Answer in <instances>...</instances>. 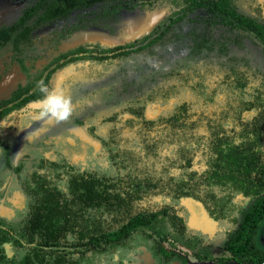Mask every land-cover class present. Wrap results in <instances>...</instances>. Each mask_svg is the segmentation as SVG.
Masks as SVG:
<instances>
[{"label":"trees","instance_id":"trees-1","mask_svg":"<svg viewBox=\"0 0 264 264\" xmlns=\"http://www.w3.org/2000/svg\"><path fill=\"white\" fill-rule=\"evenodd\" d=\"M239 1L34 0L13 24L0 27V59L11 45L26 83H19L9 99L0 102L1 120L14 108L39 100L37 81L48 71L43 79L47 85L57 69L50 63L40 75H31L37 56H28L27 63L23 55L34 50L38 29L70 19L103 22V28L114 24L113 29L124 11L161 8L171 11L162 26L173 17V24L190 25L187 32L182 28L172 32V37L190 43V54L171 71L169 89L178 96L181 109L173 112L177 117L155 123L152 137L150 127L135 129L143 143L141 154H126L120 144L110 148L111 163L118 165L108 172L98 168L42 172L35 167L26 172V212L0 218V264H122L139 243L149 245L162 264H169L182 258L160 243L171 232L187 248L198 243L186 230L185 219L171 207L185 196L201 200L224 226L221 244L231 262L264 264V248L259 246H264V71L254 60L247 63L227 55L231 42L243 46L236 37L244 34L264 53V17L259 11L238 10ZM248 64L256 67L250 75L239 69ZM218 73L219 80L211 84L204 80ZM215 106L218 111H212ZM243 116L245 123L240 121ZM226 119L231 121L228 127L222 121ZM202 125L207 127L205 134L199 133ZM1 140L0 146L7 149ZM131 164L140 165L135 169ZM238 193L250 200L236 216L232 200ZM192 250L202 253L203 259L211 258L206 250Z\"/></svg>","mask_w":264,"mask_h":264},{"label":"flooded vegetation","instance_id":"flooded-vegetation-1","mask_svg":"<svg viewBox=\"0 0 264 264\" xmlns=\"http://www.w3.org/2000/svg\"><path fill=\"white\" fill-rule=\"evenodd\" d=\"M235 5L240 11L247 10L251 13L259 11L264 17L263 7L259 0H241ZM170 12L167 8L152 11L138 9L124 11L121 20L115 24L113 29L114 24L111 28H103L105 24L103 22L95 24L90 19H70L58 25H52L51 28L37 30L45 31V33L38 35V41H34V50L29 52L30 55H23V58L28 63V56L30 59L37 56L33 59L34 68H32L31 75L36 73L40 75L43 68L50 63V68L57 67L47 85L52 88L59 84L64 93L72 98L74 112L66 123L54 124L46 119L41 123L38 121V118L41 119L38 112L40 109L34 107L30 109V104L38 101L34 100L19 108H14L2 117L0 124L2 120L15 112H18L15 115L20 119L9 118L12 128H8L11 131L7 132L8 129L0 131L1 143L7 145V149L0 146V205L13 208L11 214L26 212L27 196L23 188V179L26 172L30 173L34 167L42 172L45 169L65 168L80 171L98 168L102 172L113 170L118 164L111 163L108 151L110 148L120 144L121 149L127 150L126 154L133 156L141 154L143 143L135 133V129L139 125L146 129L150 127L152 137L155 123H166L177 117L173 112H179L181 109L177 108L178 96L171 93L169 89L171 71L173 65L190 54V43L184 39L172 37V32L180 33V28L187 32L190 25L181 22L173 24L171 23L175 18L173 17L162 26ZM139 13H155L158 18L145 28L147 30L141 29L137 35L131 36L130 17L132 14L138 18L139 24H146L142 23ZM123 15L128 22V29L120 34L122 21H124ZM199 24L202 22L196 25L198 33L202 30ZM101 29L118 35L120 41L105 44L99 38L84 39L86 32L99 33ZM79 33H82V39L76 44L64 45L72 36ZM236 39L243 46L239 47L235 42H231L227 55H236L247 63L254 60L255 63L261 65L260 71H264L262 49L252 43L249 35H239ZM45 48L49 52L42 50ZM213 53L212 51L211 56ZM218 53L220 54V51ZM37 61L40 64H37ZM2 66L7 69L0 74V102L9 99L19 83L26 85L25 77L12 55L9 58L0 59V67ZM239 67L240 71L246 75L256 70V67H251L250 64ZM217 70L218 68L215 69V73ZM200 71L203 73L205 69H200ZM180 72H183V69ZM47 73L48 71L43 72L41 79H44ZM220 78L219 73L215 76H204V80L210 84ZM221 97L219 93L216 99L219 100ZM212 111H218V107L215 106ZM243 117L240 121L245 123L246 117ZM222 121L227 122L226 127L231 122L228 119ZM198 130L200 134L207 133L206 125L200 126ZM116 138L118 143H114ZM129 142H131L130 145ZM169 151L171 150H165L167 153ZM30 161L33 163L30 164ZM121 165L130 166L129 164ZM138 165L140 164H135L133 168L137 169ZM17 168L19 170L15 172ZM10 196H14L17 200L13 202ZM189 199L199 202L201 208L187 205L186 200ZM249 200L250 198L242 193L236 194L232 200L233 204L237 205L236 209H233V214L236 216L240 214L239 209L246 208ZM155 201L169 203L171 199L162 201L160 198H155ZM171 207L176 214L185 219L186 230L196 235L195 239L198 243L194 241L195 249L206 250L211 254L210 250L218 248L221 253L211 254V258L205 259L202 258V253L193 254V259L180 254L182 258L173 259L169 264H235L230 261V256L222 249L223 237L221 235L225 231L224 226L210 215L201 200L190 196L180 197L178 203L172 204ZM1 217L12 218V216L0 214ZM163 227L166 230V227ZM218 238H222L221 242L217 241ZM163 242L165 240L160 243L166 250H174L167 249ZM181 244L185 249H193V247H185L182 242ZM122 264L162 263L154 256L149 245L139 243L127 254Z\"/></svg>","mask_w":264,"mask_h":264},{"label":"rangeland","instance_id":"rangeland-1","mask_svg":"<svg viewBox=\"0 0 264 264\" xmlns=\"http://www.w3.org/2000/svg\"><path fill=\"white\" fill-rule=\"evenodd\" d=\"M32 1H34V0H0V27L8 26V25L13 24L19 18V16L21 15L23 8L25 6H27V4L29 2H32ZM259 2L261 3V5L263 7V13H264V0H259ZM122 18L124 19V21H122V27H121L120 34H123L128 29V22L126 21L125 16L123 15ZM44 33H45V31H42V32L41 31H36L35 40L38 41V39H39L38 35L40 36V34H44ZM12 50L13 49H12L11 45H7L5 47V49L1 52L2 58L11 57ZM42 50L44 52H49V50L47 48H45V50L44 49H42ZM36 63L40 64L39 61H37ZM6 69L7 68H5L4 66L0 67V74L5 72ZM30 106H31L30 109H32L33 107L34 108H39L37 103L30 104ZM38 112H40V110H38ZM17 113L16 112L12 113L6 119L2 120V122L0 124V131L3 132L4 129H8L7 132L11 131L10 129L12 128V122L10 121L9 118H15L17 120L20 119L19 116L15 115ZM13 123L15 124V121H13ZM8 127H10V129ZM128 144L130 145L131 142H129ZM10 197H11L13 202H15L17 200V198H14V196H10ZM5 199H9V197H5ZM16 203H18V202H16ZM12 210H13V208H11L9 206L5 207L4 205H0V214L3 215V216H8V217L12 216L14 218L16 216V214H11ZM221 240H222V238H218L217 241L221 242ZM262 241H263V244H264V239H262ZM163 244H164V246L167 249H174V251L176 253L184 255V256H187V258L193 259V256H192L193 255V251H192V249L191 250L185 249L182 246L178 236L175 233L171 232L170 235L165 240V242H163ZM259 246H260V248H264L263 245L262 246L259 245ZM208 251H209V249H208ZM210 251H211V254H217L218 255V254L221 253V250L219 251L218 248L212 249ZM225 254L228 255V253H225ZM126 257L127 256H125L124 258H126ZM173 264H178V263H173Z\"/></svg>","mask_w":264,"mask_h":264},{"label":"clouds","instance_id":"clouds-1","mask_svg":"<svg viewBox=\"0 0 264 264\" xmlns=\"http://www.w3.org/2000/svg\"><path fill=\"white\" fill-rule=\"evenodd\" d=\"M36 91L42 94L37 101L41 119H46L54 124L66 123L70 120L74 112L72 98L64 93L59 84L50 88L41 79L37 81Z\"/></svg>","mask_w":264,"mask_h":264},{"label":"bare ground","instance_id":"bare-ground-1","mask_svg":"<svg viewBox=\"0 0 264 264\" xmlns=\"http://www.w3.org/2000/svg\"><path fill=\"white\" fill-rule=\"evenodd\" d=\"M139 16H141L140 18H142V23H146L145 25H141L139 24V20L138 18L135 16V14H132L130 17V25L132 27V35H137L139 32H141V29H145L147 27H149L152 23H154L157 18L158 15H156L155 13H139ZM85 38L87 39H91V38H99L103 43L105 44H114L120 41L119 36L114 34V35H110V34H106L103 31H100L99 33H94V32H86L85 33ZM97 34V35H95ZM82 35H80L81 38ZM82 39V38H81ZM77 40V37L75 38V41Z\"/></svg>","mask_w":264,"mask_h":264},{"label":"crops","instance_id":"crops-1","mask_svg":"<svg viewBox=\"0 0 264 264\" xmlns=\"http://www.w3.org/2000/svg\"><path fill=\"white\" fill-rule=\"evenodd\" d=\"M82 33H79V34H75L74 36H72L64 45L65 46H70V45H73V44H76L81 38H80V35H81ZM77 37V40L75 41V38ZM38 121L39 122H43L44 121V119H39L38 118Z\"/></svg>","mask_w":264,"mask_h":264},{"label":"water","instance_id":"water-1","mask_svg":"<svg viewBox=\"0 0 264 264\" xmlns=\"http://www.w3.org/2000/svg\"><path fill=\"white\" fill-rule=\"evenodd\" d=\"M145 30H147V29H145ZM145 30H143V31H145ZM102 31L105 32L106 34L114 35V34H111V33L107 32V31H104V30H102ZM186 201H187L186 202L187 205H191V206H194V207H200L201 208V204L199 202L195 201V200L189 199V200H186Z\"/></svg>","mask_w":264,"mask_h":264}]
</instances>
